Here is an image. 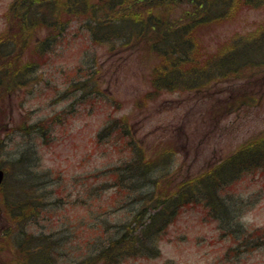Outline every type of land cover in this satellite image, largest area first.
Returning <instances> with one entry per match:
<instances>
[{
    "label": "rangeland",
    "instance_id": "374dc122",
    "mask_svg": "<svg viewBox=\"0 0 264 264\" xmlns=\"http://www.w3.org/2000/svg\"><path fill=\"white\" fill-rule=\"evenodd\" d=\"M13 1L0 0V35L8 33L11 20L14 21L10 11ZM195 9L196 5L186 0H163L150 5L139 3L134 12L140 11L139 17L144 19L155 13L162 14L170 23L183 20L185 24ZM116 10L118 19L132 8ZM225 14H219L199 32L193 59L198 65L208 67L211 57L221 49L224 51L235 41L264 30V0H237ZM69 21L63 42L70 39V46L53 55L52 61L39 64L33 76L25 73L19 86L10 81L11 76L0 86V165L7 173L4 190L0 192V234L15 228L6 199L10 194L16 200V194L21 193L16 188H24L25 182H29L24 178L26 172L19 173L24 167L39 176L37 183H32L39 191L31 198L40 199L42 211L35 214L40 218V233L73 235L69 230L71 221L72 225H94L98 221L96 215L102 213L97 211L99 205L115 212L108 216L110 221L121 222L123 213L128 212L115 211L119 205H110L113 192L107 187L113 182L110 183L111 177L107 178L109 173L102 174L121 165L129 156L115 146V132L101 133L115 118L128 119L133 141L143 151L146 162L168 155L165 162L159 160L155 164L157 173H165L171 181L169 185L167 179L158 183L163 187L160 193L167 195L177 184L206 175L241 147L264 139V68L247 67L238 75L232 72L220 79L211 75L214 80L204 77L199 80L203 83L200 87L162 92L148 100L151 71L157 62L155 55L141 45L134 50L116 48L110 55L106 49L90 44L77 20ZM47 35L44 28H36L23 55L20 57L18 51L19 58L13 57L8 69L16 71L33 61L34 46ZM94 55L99 67V94L86 95V89L73 93L74 89L67 97L64 81L74 75L72 69L77 59H92ZM33 124H38L39 129L29 132L27 129ZM22 156L23 163L18 161ZM95 174L98 176L89 178ZM103 184L107 186L101 196L91 194L90 187L102 188ZM230 188L249 202L241 219L244 227L264 229V178L248 175ZM49 192L55 196L50 197ZM215 204L218 211H224ZM143 208L146 215L141 218L142 225H129L125 237L139 236L155 211L152 202L145 203ZM133 209L137 212V208ZM105 210L104 216L109 212ZM87 234L84 229L82 235ZM158 247L160 254L155 257L128 258L118 264H264V245L227 258V244L202 207L183 208ZM13 256L10 248V252L0 254V262L7 263Z\"/></svg>",
    "mask_w": 264,
    "mask_h": 264
},
{
    "label": "trees",
    "instance_id": "16d2710c",
    "mask_svg": "<svg viewBox=\"0 0 264 264\" xmlns=\"http://www.w3.org/2000/svg\"><path fill=\"white\" fill-rule=\"evenodd\" d=\"M154 1L15 0L11 7L14 21L11 20L10 33L8 38L3 40L4 43L0 39V86L10 76V81L19 86L24 82L22 78L25 73L33 76L39 64L44 65L52 61L53 55L58 54L60 47L69 46L70 41L66 44L63 42L69 18L78 20L90 44L106 49L110 55L118 47L132 50L140 45L151 55H155L157 62L151 71L152 89L146 94L148 100L162 92L200 87L203 83L199 80L202 81L204 77L214 80L213 77H228L232 72L238 75L247 67L252 70L264 68V30L235 41L224 51L221 49L215 53L217 55L211 57V65L207 64L208 67L198 65L193 60L197 53L196 40L199 32L201 33L211 21L216 20L219 14H227L237 0H201V6L196 7L198 11L195 9L190 13L193 17H187L188 22L185 24L183 20H180V23H170L162 14L155 13H150L148 18L144 19L139 17L140 11L134 12L139 3L150 5V2ZM244 1L246 3V0ZM123 7L132 10L124 11L117 19L116 9L121 8L122 11ZM13 22L16 25H12ZM38 27L48 29L53 35L34 46L35 52L32 56L35 59L27 66L16 71L8 69L9 61L13 57L19 58V52L20 57L23 55L31 43L32 33ZM75 39L73 38L72 42H76ZM18 47L19 50L15 51ZM14 52L16 55H13ZM97 61L95 55L92 59H77L72 69L74 75L64 81L67 97L69 94L71 96L74 89L73 93L84 92L86 89V95L99 94ZM32 68L34 71H30ZM82 100L78 98V101L83 102ZM37 125H30L27 130L34 131L33 129L38 128ZM111 132L117 134L115 146L129 155L121 165L102 173H109L107 178L111 177L110 183L113 182L107 187V190L112 188L113 192L110 205H119L115 211L128 212L123 213L121 222L110 221L108 216L115 212L99 205L97 211L102 213L96 215L98 221L94 225L91 222L72 225L71 221L69 230L73 235L63 237L64 232L57 235L40 233V218L35 217V214L38 215L42 211L40 199L31 198L39 191L38 186L32 185L37 183L39 176L36 171L34 173L24 167L26 171H23V168L19 173L26 172L24 178L29 182H25L24 188H16L21 191L16 194V200L10 194L6 199V207L15 228H8L0 234V254L10 252L11 248L14 256L11 261L0 264H118L128 258L155 257L159 254L158 242L164 238L169 226L177 219L182 209L189 206L202 207L206 218L216 223L221 239L227 244L228 255L229 252L236 256L242 252L258 250L264 245V229L249 230L241 222L249 202L233 189L228 190L229 186L245 176L261 175L264 178V139L241 147L206 175L181 184L174 193L167 195L161 194L163 187L158 186L167 176L165 173L158 174L155 164L159 160L165 162L164 158L168 155L146 162L143 151L130 137L132 131L126 117L113 119L101 133ZM23 157L18 161L23 163ZM94 176L97 177L98 174L89 178ZM29 183L30 188L27 187ZM106 186L103 184L102 188L98 187L101 188L100 192L97 187H90V192L101 196ZM4 187L5 185L2 186L3 190ZM48 195L55 196L51 192ZM148 202H152L155 209L148 223L142 228L139 236L128 234L130 238L125 237L129 225H142L141 218L146 215L147 208L143 207ZM215 202L223 212L218 211ZM133 207L137 208V212L140 211L137 213ZM104 209L109 211L105 214L106 217L103 214ZM84 229L88 230L87 237L82 235Z\"/></svg>",
    "mask_w": 264,
    "mask_h": 264
},
{
    "label": "water",
    "instance_id": "95a60500",
    "mask_svg": "<svg viewBox=\"0 0 264 264\" xmlns=\"http://www.w3.org/2000/svg\"><path fill=\"white\" fill-rule=\"evenodd\" d=\"M3 179H4V172L0 170V184L2 183Z\"/></svg>",
    "mask_w": 264,
    "mask_h": 264
}]
</instances>
